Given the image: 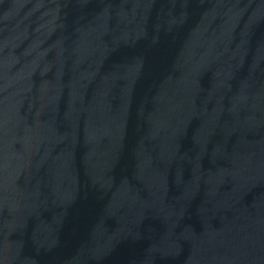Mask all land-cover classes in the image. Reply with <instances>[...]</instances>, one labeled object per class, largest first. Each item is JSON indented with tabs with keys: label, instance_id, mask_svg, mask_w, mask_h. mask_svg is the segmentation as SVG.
<instances>
[{
	"label": "water",
	"instance_id": "1",
	"mask_svg": "<svg viewBox=\"0 0 264 264\" xmlns=\"http://www.w3.org/2000/svg\"><path fill=\"white\" fill-rule=\"evenodd\" d=\"M0 264H264V0H0Z\"/></svg>",
	"mask_w": 264,
	"mask_h": 264
}]
</instances>
